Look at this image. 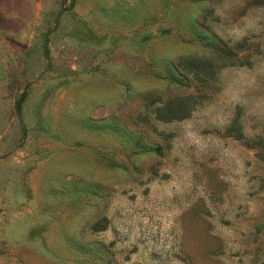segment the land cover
I'll list each match as a JSON object with an SVG mask.
<instances>
[{"label": "rangeland", "instance_id": "rangeland-1", "mask_svg": "<svg viewBox=\"0 0 264 264\" xmlns=\"http://www.w3.org/2000/svg\"><path fill=\"white\" fill-rule=\"evenodd\" d=\"M0 264H264V0H0Z\"/></svg>", "mask_w": 264, "mask_h": 264}]
</instances>
